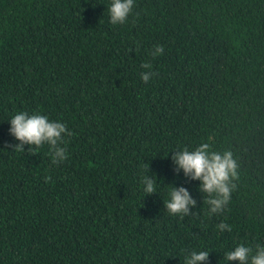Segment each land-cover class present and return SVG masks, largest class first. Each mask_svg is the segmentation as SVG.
Segmentation results:
<instances>
[{
    "label": "trees",
    "instance_id": "obj_1",
    "mask_svg": "<svg viewBox=\"0 0 264 264\" xmlns=\"http://www.w3.org/2000/svg\"><path fill=\"white\" fill-rule=\"evenodd\" d=\"M110 3L0 0V264H238L264 246V0H134L117 25ZM19 112L66 124L67 159L13 149ZM205 142L239 166L219 214L171 159ZM173 186L191 215L168 213Z\"/></svg>",
    "mask_w": 264,
    "mask_h": 264
},
{
    "label": "clouds",
    "instance_id": "obj_2",
    "mask_svg": "<svg viewBox=\"0 0 264 264\" xmlns=\"http://www.w3.org/2000/svg\"><path fill=\"white\" fill-rule=\"evenodd\" d=\"M134 0H111L109 5L110 22L113 25L123 24L133 12ZM161 45L155 46L152 55L163 54ZM141 67L151 69L150 63H144ZM155 73L146 71L141 73V79L148 82ZM9 133L19 143L13 145V149L24 152V145H29L27 151L36 153V149L47 144L52 155V163L59 164L67 159V152L61 145L65 143V136L73 133L66 124L50 120L47 115L40 113L19 112L8 120ZM171 159L175 164V172L183 171L185 177L198 180L199 190L207 194L206 203L209 205L210 214L222 213L231 199V193L235 189L234 181L239 179L238 164L231 151H213L210 143H201L193 150L184 148L174 151ZM149 172V164L145 163ZM155 175V174H154ZM156 178V176H155ZM50 177H45L48 182ZM145 195L156 193L155 180L151 175L142 178ZM170 215H191L192 208L196 206V200L190 195L187 188L173 186L170 199L164 202ZM220 231H231V226L221 222L217 225ZM225 261H238V264H264V246L256 245L255 249L244 244L237 245L234 250L225 253ZM209 251H192L185 258V264H208Z\"/></svg>",
    "mask_w": 264,
    "mask_h": 264
}]
</instances>
